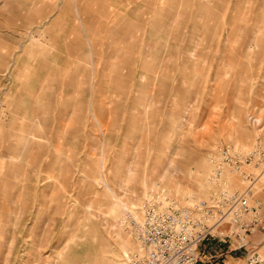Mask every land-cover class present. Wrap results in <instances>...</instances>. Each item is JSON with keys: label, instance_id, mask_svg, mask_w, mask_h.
Listing matches in <instances>:
<instances>
[{"label": "rangeland", "instance_id": "1", "mask_svg": "<svg viewBox=\"0 0 264 264\" xmlns=\"http://www.w3.org/2000/svg\"><path fill=\"white\" fill-rule=\"evenodd\" d=\"M224 189L264 220V0H0V264H131L150 203Z\"/></svg>", "mask_w": 264, "mask_h": 264}, {"label": "built area", "instance_id": "2", "mask_svg": "<svg viewBox=\"0 0 264 264\" xmlns=\"http://www.w3.org/2000/svg\"><path fill=\"white\" fill-rule=\"evenodd\" d=\"M219 159L237 172L253 161V155L221 147ZM214 176L221 179L223 171L216 170ZM250 192L224 189L211 202L184 207L150 203L142 219L132 222L142 252L133 257L131 264H198L200 247L219 232L224 238L234 236L243 243L245 235L264 227L262 202ZM225 225L230 227V234L222 231ZM247 264H264V258L252 251Z\"/></svg>", "mask_w": 264, "mask_h": 264}, {"label": "crops", "instance_id": "3", "mask_svg": "<svg viewBox=\"0 0 264 264\" xmlns=\"http://www.w3.org/2000/svg\"><path fill=\"white\" fill-rule=\"evenodd\" d=\"M84 22H82L83 24ZM225 246L223 247L222 250H225V252L222 251V253L219 254H210V250L207 251V248H211L208 246V244H203L200 247L201 254L203 255L202 258V264H234L236 260L241 259L240 253L238 251H234V248H230V246ZM234 251V252H233ZM221 259H218L220 258Z\"/></svg>", "mask_w": 264, "mask_h": 264}, {"label": "bare ground", "instance_id": "4", "mask_svg": "<svg viewBox=\"0 0 264 264\" xmlns=\"http://www.w3.org/2000/svg\"><path fill=\"white\" fill-rule=\"evenodd\" d=\"M105 258V257H104ZM123 262V261H122Z\"/></svg>", "mask_w": 264, "mask_h": 264}]
</instances>
